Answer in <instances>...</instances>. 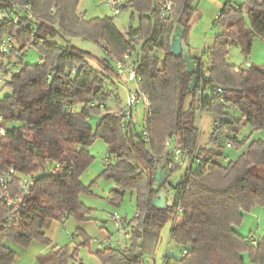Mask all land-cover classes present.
<instances>
[{"label":"trees","instance_id":"1","mask_svg":"<svg viewBox=\"0 0 264 264\" xmlns=\"http://www.w3.org/2000/svg\"><path fill=\"white\" fill-rule=\"evenodd\" d=\"M12 2L28 3L35 21L22 31L3 28L27 51L17 69L7 71L5 86L10 93L0 96L6 129L0 174L13 167L34 181L16 223L8 222V209L0 198V264L14 262L6 240L22 246L37 240L50 246L45 229L51 221L88 218L89 209L78 197L86 190L79 177L91 163L87 148L95 139L106 143L110 156L100 173L114 183L110 200L117 203L127 192L135 197V214L128 222L134 225L126 245H104L96 255L102 264H142L153 257L161 228L177 205L175 199L163 208L152 204L168 183V178L163 186L155 182L154 165L168 159L170 137L175 136L185 150H196V117L203 111L221 119L209 136L216 149L204 156L196 151L201 163L172 185L175 190L186 186L180 198L182 214L170 228L182 251L165 254L162 264H244L245 253L252 264H264V234L252 244L251 236L235 230L244 211L264 206V138L251 139L252 132L239 136L244 127L264 130V66L238 68L226 58L230 44L248 57L252 39L264 40V0H228L218 12L213 26L220 31L205 47L211 61L200 106L196 91L188 93L191 76L184 58L173 55L170 45L178 25L183 26L181 38L186 40L199 0H173L165 19L160 18L161 0H122L119 9L131 7L139 14L138 24L125 32L111 17L85 18L77 9L79 0H0V6ZM74 37L97 44L105 56L96 57L72 44ZM30 48L39 61L26 60ZM126 53L136 56L139 85L149 100L143 124L148 141L134 121L122 124L107 105L106 81L116 73L113 60H122ZM215 87H221L222 93L214 95ZM93 116H98L94 127ZM227 138L232 140L230 147ZM225 147L241 151L226 159ZM16 183L10 184L6 197L16 195ZM77 234L84 236L80 228ZM36 258L39 264L76 261L66 247H52Z\"/></svg>","mask_w":264,"mask_h":264},{"label":"rangeland","instance_id":"2","mask_svg":"<svg viewBox=\"0 0 264 264\" xmlns=\"http://www.w3.org/2000/svg\"><path fill=\"white\" fill-rule=\"evenodd\" d=\"M235 3H242L243 0H231ZM243 8H247V4H243ZM77 9L83 13L85 18H102L105 16L111 17L115 25L121 31H126L129 25L136 26L138 24L139 14L131 7L119 9L114 13L112 8L108 5L107 0H79ZM198 14H194L191 20V28L189 29V39L199 43L200 46L209 45L213 38L219 33L220 29L215 24L212 27L214 20L207 18H198ZM195 26V33L192 35V29ZM72 44L91 52L94 56L103 58L105 56L103 50L90 40H84L79 37L70 39ZM206 47V46H205ZM246 54L239 46L230 44L228 47L227 60L238 68H245L248 62L251 65L263 67L264 66V40L254 37L251 41L249 52ZM37 52L30 48L27 53L26 60L34 62L36 60ZM94 67H97L94 60H90ZM127 72L122 73L117 77L115 72L109 74V79L106 81V86L109 92L112 93V99H107V105L111 112H117L121 109V103H124L129 91L134 90V81L127 78ZM10 77L9 74L5 76L3 82L0 83V96L10 93L8 86H5V81ZM144 105L143 101L133 107L132 116L135 124L140 126L143 120ZM101 112L104 109L101 108ZM238 117L239 113L236 112ZM98 116L91 118V124L94 127L97 123ZM221 122V119L212 113L203 111L196 117V126L200 124L201 128L198 133V141L196 146L197 153L201 151V156H204L216 149L215 145L209 140L212 129ZM252 132L251 139L264 138V130L251 131L250 127H244L239 136L242 138ZM178 144V140H176ZM92 160L81 175L80 181L86 190L79 193V200L83 205L89 209L87 219L80 221L73 216H68L61 221H56L58 226L55 232H52V227L49 230L50 246L33 240L27 246H22L14 241L6 240L5 246L11 249L14 253L13 264H39L37 255L39 252L46 253L50 248L66 247L70 253L76 255V261L71 260L70 264H102L96 255L97 244L104 243L108 240L112 246L116 241H120V245L124 246L127 242L123 231L118 230L115 225L112 215L116 214L128 224L135 214L134 193L127 192L122 199L115 203L110 200V190L114 187L111 180L105 179L101 176V171L104 166V158H110L107 152V145L102 139H95L87 148ZM227 154L226 159L233 158L241 149L223 148ZM225 159V160H226ZM224 160V159H223ZM224 160V161H225ZM137 164L142 167L139 162ZM185 167L176 169L171 172L168 183L162 187L166 190V202L170 205L174 198L175 185L180 181L184 175ZM134 223H129L130 230L133 229ZM80 228L84 232V236L77 234V229ZM171 220L163 225L159 234V240L155 248L153 257H146L143 264H162V258L165 254L179 255L182 248L176 245L175 241L170 237ZM235 230L243 236H253L255 239L264 234V206H254L250 210L244 211L239 224ZM84 237L87 239L84 242ZM41 251L42 249H44ZM112 264V263H104ZM244 264H252L248 254H244Z\"/></svg>","mask_w":264,"mask_h":264},{"label":"built area","instance_id":"3","mask_svg":"<svg viewBox=\"0 0 264 264\" xmlns=\"http://www.w3.org/2000/svg\"><path fill=\"white\" fill-rule=\"evenodd\" d=\"M108 5L112 8L114 13H117L122 0H107ZM173 7V0H161V11L160 18L165 19L170 15L171 9ZM35 17L30 9L28 3H16L12 2L7 6H0V83L3 82L5 76L8 74V70H16L18 67L17 62L22 58L24 52L27 48L20 47L19 41L15 35H11L8 31L3 30L4 27L10 26L15 31L24 30L27 27L33 26ZM213 27V23H212ZM37 61L40 59L37 58ZM136 56L134 53H126L122 60H113V64L116 70V75L119 77L122 73L127 72V78L134 81V90L129 91L121 109L117 111L122 124H127L133 120L132 109L136 106L139 101H143L144 111L143 120L140 124L142 129V136L145 141H148V134L145 130L144 118L145 115L149 113V100L143 90L139 85V71L135 63ZM211 59L205 53V47L203 48L202 54L199 58L194 59V77L196 79V86L194 91H196L197 104L200 106L201 96L203 95V87L205 81L209 77V66ZM214 95L217 93H222L221 87H215ZM112 93H108V99H112ZM4 117L0 114V148L2 139L6 134V129L3 124ZM198 132L200 131V124L197 126ZM232 140L227 138L226 145L230 147ZM166 147L168 149V159L165 162H159L154 165L156 173L162 169L164 171H169V176L171 172L176 169L185 167L184 176L189 173V170L196 164L201 163V158L197 156L196 150L188 151L182 148L176 142V137H170L166 141ZM104 163L108 162L107 158H104ZM16 180L17 193L13 197H6V191L10 184ZM34 177L27 173L17 172L13 167H9L7 170L0 174V198L4 199V204L8 209L7 220L9 223H16L21 212L23 197L28 195L33 184ZM186 188L185 185H181L178 189H174V198L177 201L174 212L171 214V226L175 225L182 214V207L180 203L181 195ZM112 219L115 222L118 230H122L126 239L130 237L129 223L125 224V221L121 219L118 215L113 214ZM256 239L251 236L250 242L255 244ZM111 243L106 240L104 243H98L97 247H102ZM116 247H121L120 241H116ZM141 248L138 247L137 254L140 253ZM143 264V263H142Z\"/></svg>","mask_w":264,"mask_h":264},{"label":"water","instance_id":"4","mask_svg":"<svg viewBox=\"0 0 264 264\" xmlns=\"http://www.w3.org/2000/svg\"><path fill=\"white\" fill-rule=\"evenodd\" d=\"M183 32V26L178 25L175 30L173 31L171 37V52L175 56L182 55L186 64V68L190 77V82L188 85V93H192L196 86V79L194 77V59L190 56L188 52V47L181 38ZM169 177V171H164L160 169L155 176V182L158 183L160 186H163L166 179ZM166 202V190L161 188L160 191L157 193L155 198L152 201V204L155 207L163 208L165 207Z\"/></svg>","mask_w":264,"mask_h":264},{"label":"crops","instance_id":"5","mask_svg":"<svg viewBox=\"0 0 264 264\" xmlns=\"http://www.w3.org/2000/svg\"><path fill=\"white\" fill-rule=\"evenodd\" d=\"M228 0H199L198 5H197V10H196V14H198V18H207V19H212L214 20L215 17L217 16L218 12L220 11V9L222 8V6L227 2ZM194 16V15H193ZM193 18V17H192ZM192 20V19H191ZM213 23V22H212ZM190 28H191V22H190ZM189 28V29H190ZM195 33V26L192 29V35ZM183 41H185L187 47H188V52L190 54V56L193 59H197L201 56L203 48L209 45H205V46H200L199 43H195V41L189 39V31L187 33V37L186 40L184 39ZM249 65V62H248ZM123 103H121L122 105ZM169 178V177H168ZM168 180V179H167ZM58 226V223H56V221H51L47 228L45 229L46 232V236L49 238L50 233L49 230L52 227V232L54 233L56 228ZM171 237V236H170ZM50 240V239H49ZM128 240V239H127ZM128 242V241H127ZM126 242V243H127ZM126 243L124 244V246L126 245ZM121 246V247H124ZM48 247V246H47ZM51 247V246H50ZM45 250L42 249L41 251ZM39 254H41V252H39ZM163 259V258H162Z\"/></svg>","mask_w":264,"mask_h":264}]
</instances>
